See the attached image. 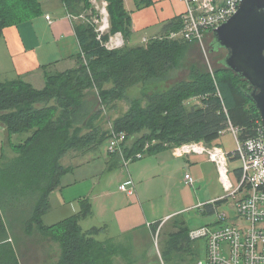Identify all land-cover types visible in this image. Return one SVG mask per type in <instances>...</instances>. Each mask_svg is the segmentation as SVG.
<instances>
[{
  "label": "trees",
  "instance_id": "1",
  "mask_svg": "<svg viewBox=\"0 0 264 264\" xmlns=\"http://www.w3.org/2000/svg\"><path fill=\"white\" fill-rule=\"evenodd\" d=\"M134 1L138 5L152 2ZM64 2L74 17L89 5L88 0ZM110 2L113 31H121L128 38L131 17L124 0ZM36 13H40L37 0H0V37L6 26ZM182 27L177 17L164 26V34L148 39L145 45L111 49L91 22H76L80 42L77 66L47 74L43 89L22 78L0 81V124L9 137L26 134L14 145L17 157L8 160L3 154L0 160L2 233L13 232L18 226L22 234L31 236L38 231L56 242L59 255L47 264H115L118 255L132 263L127 247L112 238H99L104 226L84 228L83 221L94 213L89 198L81 200L79 213L52 225L43 221L51 208L50 194L74 169L63 163L64 157L96 150L111 136L102 105L113 107L120 100L129 101L128 110L115 117L111 125L116 133L124 132L127 139L134 140L128 149L133 157L192 141L213 145L230 123L241 128L242 140L256 135L260 114L248 96L251 88L225 66V56L220 59L222 68L216 71V79L210 72L192 67L187 78L166 85L172 73L185 68L183 58L191 42L170 37ZM212 51L218 50L212 45ZM194 96L202 97L204 106L189 108L186 102ZM205 206L208 213L216 212L214 204ZM161 223H154L155 232ZM173 228L167 233L162 257L171 260L174 252L193 254L196 240L190 237L192 229L183 220L174 221ZM0 264H21L13 238L0 241Z\"/></svg>",
  "mask_w": 264,
  "mask_h": 264
},
{
  "label": "crops",
  "instance_id": "2",
  "mask_svg": "<svg viewBox=\"0 0 264 264\" xmlns=\"http://www.w3.org/2000/svg\"><path fill=\"white\" fill-rule=\"evenodd\" d=\"M37 1L39 14L37 12L34 16L27 17L23 21L12 23L6 26L2 32L0 37V81L22 78L35 88L43 89L46 85L47 74L63 72L77 66L80 42L75 28L76 18L71 16L64 0ZM130 2L126 4V8L131 17L132 32L128 38L124 36V46L132 47L145 45L148 39L164 34V26L172 19L180 17L186 8L182 0H152L150 5H138L134 0ZM47 15H50V19L46 17ZM138 34H142V41L132 42ZM127 110L128 108L124 112ZM0 126L3 127L1 124ZM218 140L213 145H220L217 143ZM133 141L132 139L131 143ZM172 149L147 153L144 158L130 163L128 169L123 166L118 156L112 154H98L88 158L97 149L86 153L72 152L68 154L63 161L67 162L65 165H71L74 169L62 178L61 186L50 194L51 208L43 217L44 223L48 216L56 218L54 219L56 221H52L55 223H45L52 225L79 213L82 208L81 200L84 198L91 200L95 212L99 197L106 196L109 204L110 222L105 219L106 221L97 222L95 220L87 224L86 219L83 221V226L89 229L93 223H96L99 224V227L104 226L105 229L110 230L114 224L113 226L120 237L127 236L128 238L129 236L131 239L128 238L126 241L117 239L114 242L129 249V256L132 260V263L129 264H133L135 256L131 257V254L134 249L137 248L139 255V252L142 250L145 252L149 247L147 244H139L141 238H138L136 233L144 232L150 242V235L153 236L155 232L154 223L163 221L156 220L154 215L150 216V212L143 205L145 199L152 200L153 195L149 192L151 182L160 178L164 182L163 186H166V182L170 181L171 172L176 167L178 159L181 158L188 157L191 160L192 156V158H196L194 161L202 159L201 161H209L215 165L209 158L205 160L200 154L180 156L175 155ZM105 172L110 174L108 179L114 178L116 172H119L116 176V179L121 180L119 188L112 191L107 187V189L96 193L98 182L101 184L102 175ZM130 180H133L135 186L133 193L129 192L131 185L128 186L129 190H123L120 187ZM104 210L106 208L101 204L100 211L104 212ZM95 215L96 213H93L92 216ZM169 215L167 214L165 217ZM173 230L175 229L173 228L171 231ZM144 257L149 258L150 256L145 253ZM127 260L122 255H118L115 257V264H128ZM198 260L192 264H196Z\"/></svg>",
  "mask_w": 264,
  "mask_h": 264
},
{
  "label": "rangeland",
  "instance_id": "3",
  "mask_svg": "<svg viewBox=\"0 0 264 264\" xmlns=\"http://www.w3.org/2000/svg\"><path fill=\"white\" fill-rule=\"evenodd\" d=\"M130 1L131 0H124L125 6ZM88 3L89 5L85 7L84 12L80 16L75 17L78 24L89 21L93 24L96 33L101 37L103 43L110 44L109 42L112 37H118L123 42L119 48L124 47L125 38L123 33L121 31H113L110 0H88ZM104 23L107 24L108 27H105L104 32H102L99 29ZM213 37V34H211L203 42L189 43L183 58V65L185 68L172 73V77L166 82L167 86L176 83L178 79L187 78L190 75L192 67H198L203 71H208L213 75L214 79H216V71L222 68L220 59L226 55L227 51L225 49L215 52L212 51L211 43ZM141 39L142 34H138L133 38L132 42L139 43L142 41ZM187 105L189 108L192 106H204L203 98L194 96L187 101ZM127 108H129L128 100H120L119 103L113 107L102 105L101 109L104 113L103 119L107 122L105 127L109 128L114 118L124 113V110ZM25 137L26 134H13L9 137L5 128L0 126V160L3 154L7 156L8 160L16 158L18 152L15 150L14 145L25 139ZM217 143L220 144L217 146H221L226 151H234L236 148L235 136L229 130L221 134ZM109 146L110 140L107 139L96 151H93L94 154L92 153L88 158L97 156L98 154H110ZM209 146L213 147V145ZM201 156L205 160L209 158L206 154ZM190 158L191 160L188 157L178 159L176 167L170 174V181L168 183L166 182V186H163L164 182L160 178L151 182V189L149 192L153 195L152 200L147 201L145 199L143 205L150 212V216L154 215L156 220H163V223L158 230L159 232H154L153 236L150 235V242L144 232L136 233V236L141 238L139 244H147L149 247L145 252L144 250L139 252V255L137 254V248L134 249V251L132 250L131 257L133 255L135 256L133 264H192L194 260L204 259L206 256V243L204 239L195 241L193 254H189L188 252H174L170 256L171 260L162 257L161 252L164 247V241L167 237V233L173 229L174 221L183 220L190 229H196L203 225L214 223L217 219V211L233 215L234 208L232 205V198H230L229 203L218 205V207H216V212L208 213L206 206L202 204L224 196L226 191L219 178L217 168L213 163L201 161L202 159L194 161L196 158H192V156ZM66 160L69 159L66 158ZM63 163L66 164L67 162L63 161ZM116 173L114 178L108 179L110 174L105 172L102 175V185L98 182L96 193H99L102 189H107V187L112 191L119 188L121 180L116 179L119 172ZM186 173L192 176L194 180L193 185L187 183L185 179ZM230 175L235 182L236 173L232 171ZM101 204L106 208L104 212L100 211ZM199 205L202 206L200 207ZM108 206V198L106 196L99 197L97 206L95 207L96 211L94 212L96 215L88 218L87 224L95 220L97 222L109 220L108 222H110ZM167 214L170 215L165 217ZM54 219H56L55 216H48L45 218V223H55L52 222L56 221ZM113 225L114 224L110 227V230L107 228L103 230L99 236L101 240H107L109 238L123 241L129 238V240H131L129 236L128 238L127 236L120 237ZM91 226L99 227V224L93 223ZM13 232L9 231L7 234L0 231V241L8 237L14 239L21 264H47L50 259L58 257L60 250L57 243L44 238L40 232L35 231L33 235L27 236L21 233L18 226L14 228ZM145 253H148L150 257H144Z\"/></svg>",
  "mask_w": 264,
  "mask_h": 264
},
{
  "label": "built area",
  "instance_id": "4",
  "mask_svg": "<svg viewBox=\"0 0 264 264\" xmlns=\"http://www.w3.org/2000/svg\"><path fill=\"white\" fill-rule=\"evenodd\" d=\"M182 1L186 5L180 16L183 27L180 31L171 32L170 37L187 42H203L237 13L241 3V0ZM46 17L50 19V15ZM105 27L108 25L104 23L99 30L104 32ZM109 43L111 45H105L111 49L123 44L118 37H112ZM110 128L109 153L118 156L124 167L128 169L130 163L144 158L146 152H139L136 157L130 156L128 149L132 145L131 139H127L124 132L116 133L112 125ZM226 130L235 136L234 151H226L217 145L212 147L204 141L186 142L172 147L175 155L206 154L215 163L226 194L208 203L214 204L216 208L217 202L227 204L230 198L233 199V215L217 211L214 223L190 231L192 239H204L206 243V256L196 264H264V129L260 120L256 135L246 140L240 137L241 128L230 123ZM232 171L236 173L235 182L230 175ZM185 179L193 185L194 180L189 173L185 174ZM120 187L123 190L130 189V193L135 190L133 180Z\"/></svg>",
  "mask_w": 264,
  "mask_h": 264
},
{
  "label": "water",
  "instance_id": "5",
  "mask_svg": "<svg viewBox=\"0 0 264 264\" xmlns=\"http://www.w3.org/2000/svg\"><path fill=\"white\" fill-rule=\"evenodd\" d=\"M212 43L225 49L224 64L249 83L264 129V0H241L237 13L216 28Z\"/></svg>",
  "mask_w": 264,
  "mask_h": 264
}]
</instances>
